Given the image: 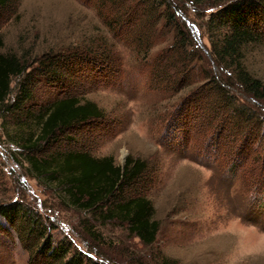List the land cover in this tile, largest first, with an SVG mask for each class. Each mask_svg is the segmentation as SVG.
<instances>
[{"label": "rangeland", "instance_id": "obj_1", "mask_svg": "<svg viewBox=\"0 0 264 264\" xmlns=\"http://www.w3.org/2000/svg\"><path fill=\"white\" fill-rule=\"evenodd\" d=\"M186 23L208 53V34ZM0 40L1 52L29 62L26 74L12 81L7 101L12 110L0 114V206L21 203L51 226L56 242L66 238L71 251L97 264H159L161 258L176 264H264L263 127L252 138L233 134L218 121L210 127L189 89L171 95L149 87L137 52L115 41L79 0H8L0 7ZM100 40L114 68L93 69L83 62L60 83L34 73L46 53L75 49L95 58ZM245 66L264 82V43L249 47ZM20 83L31 97L20 104L23 111L14 106ZM71 96L95 103L102 118L25 151L39 129L35 117L52 101ZM67 152L112 157L116 166L129 157L146 163L144 181L118 195L136 190L151 202L160 223L151 247L130 237L127 224L81 212L58 186L32 177L28 156L51 159ZM21 222L13 228L0 218V264H28L29 247L18 237L26 226Z\"/></svg>", "mask_w": 264, "mask_h": 264}, {"label": "trees", "instance_id": "obj_2", "mask_svg": "<svg viewBox=\"0 0 264 264\" xmlns=\"http://www.w3.org/2000/svg\"><path fill=\"white\" fill-rule=\"evenodd\" d=\"M79 2L95 11L115 41L137 52L141 69L147 70L150 77L149 87L171 95L189 89L199 97L202 118L206 116L210 127L229 125L233 134L251 138L261 127L264 131V115L260 112L264 109V82L245 66L249 47L264 43V0ZM7 4L8 0H0V7ZM187 19L208 34L209 56L207 48L200 47L191 34ZM100 42L93 49L97 59L87 58L75 49L46 53L34 73L42 71L47 81L60 83L66 74H74L73 66L83 62L93 69H112L114 60L107 56V45ZM2 46L0 40V114L6 115L12 110V105H7L12 81L26 74L29 62L1 52ZM156 47L158 50L151 55ZM17 90L14 106L19 109L31 97L24 84L20 83ZM35 118L39 129L26 141L25 151L34 152L75 125L102 118V112L95 103H82L71 96L52 101ZM27 163L34 179L58 186L73 207L96 215L104 223L127 224L128 235L145 248L155 243L160 223L153 219L151 202L136 190L127 196L118 195L144 181V161L129 157L123 166H116L112 157L67 152L51 159L28 156ZM0 218L13 228L17 222L25 223L18 237L29 247L28 264H97L82 252L71 251L66 238L56 242L51 226L19 202L0 206ZM87 232L99 240L94 232ZM158 263L176 264L167 258Z\"/></svg>", "mask_w": 264, "mask_h": 264}]
</instances>
